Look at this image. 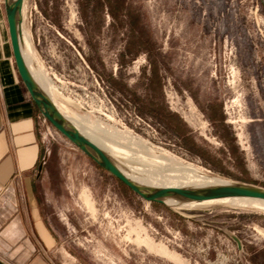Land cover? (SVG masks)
I'll list each match as a JSON object with an SVG mask.
<instances>
[{
    "label": "rangeland",
    "instance_id": "374dc122",
    "mask_svg": "<svg viewBox=\"0 0 264 264\" xmlns=\"http://www.w3.org/2000/svg\"><path fill=\"white\" fill-rule=\"evenodd\" d=\"M23 6L31 66L83 127L132 138L131 154L173 165L168 181L192 167L264 189V0ZM46 127L58 158L55 264H264L263 210L143 201Z\"/></svg>",
    "mask_w": 264,
    "mask_h": 264
},
{
    "label": "crops",
    "instance_id": "0c3cea01",
    "mask_svg": "<svg viewBox=\"0 0 264 264\" xmlns=\"http://www.w3.org/2000/svg\"><path fill=\"white\" fill-rule=\"evenodd\" d=\"M52 139L16 71L0 0V260L5 264H55L60 238Z\"/></svg>",
    "mask_w": 264,
    "mask_h": 264
},
{
    "label": "bare ground",
    "instance_id": "6f19581e",
    "mask_svg": "<svg viewBox=\"0 0 264 264\" xmlns=\"http://www.w3.org/2000/svg\"><path fill=\"white\" fill-rule=\"evenodd\" d=\"M10 1H13V0H10ZM22 16H23V8L21 12V17ZM20 50H21V55L24 60V63L33 81L35 82L37 87L51 100V102L54 104L58 112L62 114L66 123L70 125L71 127H73L74 129H76L84 138H86L88 141H90L92 144L98 147L110 159V161L120 171V173L132 183L136 184L137 186L143 189H150V190L160 189V188H176V189H184V190H192V191H199V190H204V189H208V188H212L216 186L230 184L227 181L223 180L222 178L220 179L218 177L205 175L201 173L202 171L199 172L198 170L193 169L192 167L184 168L183 166H181L183 167L182 169L177 170L178 173L174 174L176 176L175 178L177 179V181L175 180L173 181L172 179L174 178H171V181L166 180L167 178L165 179V175L167 172H172V171L176 172V169L172 170L173 165L171 166V169H170V168H167L169 164L166 167L165 164L162 161L157 160V158H153V157L146 158V156H142L140 154H137L136 152L135 154H131L128 150L131 148H128L127 146L133 145L134 141L132 138H129L127 136L117 135V134L116 135L112 134L113 136L110 135L111 137L103 138L102 136L104 134L100 136L97 134L98 130H91V129H87L83 127L77 115H75L67 107H65L64 106L65 104L62 105L56 101L55 99L56 97L54 98L52 95V86L50 82L46 79L47 77L45 78L40 73L39 70L34 72V69L31 66V61L32 59H34L33 58L34 53L32 52V48H31L30 41L27 36V32L23 28L22 23L20 24ZM107 135L105 134L104 136H107ZM134 140L135 141L137 140L138 142V139H134ZM148 156H151V155H148ZM161 158L163 157L161 156ZM130 160L133 162H137V163L139 162L140 164H143V167L145 166L144 167L145 169H141L138 166L129 165ZM173 162H175V160ZM82 198H83L82 201L86 207V210L94 213V207L92 203L90 202L91 200L88 199L89 197L82 194ZM221 203H225L230 206L238 207V208H251V209H257V210L264 211V202L258 201V200H252V199H226V200H220L216 202H204L200 204L189 202V201H183L182 199L178 197H167L163 199V204L165 206H170V207H187V208L195 207L196 208L197 206H210V205H217Z\"/></svg>",
    "mask_w": 264,
    "mask_h": 264
},
{
    "label": "water",
    "instance_id": "95a60500",
    "mask_svg": "<svg viewBox=\"0 0 264 264\" xmlns=\"http://www.w3.org/2000/svg\"><path fill=\"white\" fill-rule=\"evenodd\" d=\"M24 0H3L12 56L18 76L40 115L61 136L79 149L93 163L113 178L120 181L133 194L149 203L163 204L167 197H178L194 203L216 202L226 199H252L264 202V189L251 185L230 183L204 190L192 191L176 188L143 189L124 177L110 159L76 129L66 123L51 100L33 81L21 55L20 24ZM0 264H5L0 260Z\"/></svg>",
    "mask_w": 264,
    "mask_h": 264
},
{
    "label": "trees",
    "instance_id": "16d2710c",
    "mask_svg": "<svg viewBox=\"0 0 264 264\" xmlns=\"http://www.w3.org/2000/svg\"><path fill=\"white\" fill-rule=\"evenodd\" d=\"M97 5L102 6L99 2H97ZM114 18H117L116 15L112 14ZM120 182V181H119ZM121 183V182H120ZM122 184V183H121ZM126 187V186H125ZM127 188V187H126Z\"/></svg>",
    "mask_w": 264,
    "mask_h": 264
},
{
    "label": "built area",
    "instance_id": "2783aa9c",
    "mask_svg": "<svg viewBox=\"0 0 264 264\" xmlns=\"http://www.w3.org/2000/svg\"><path fill=\"white\" fill-rule=\"evenodd\" d=\"M44 119V118H43ZM45 120V119H44ZM46 121V120H45Z\"/></svg>",
    "mask_w": 264,
    "mask_h": 264
}]
</instances>
